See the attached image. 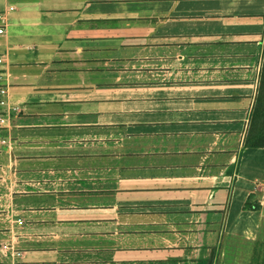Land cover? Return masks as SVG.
<instances>
[{
  "label": "crops",
  "instance_id": "0c3cea01",
  "mask_svg": "<svg viewBox=\"0 0 264 264\" xmlns=\"http://www.w3.org/2000/svg\"><path fill=\"white\" fill-rule=\"evenodd\" d=\"M0 12V264H264V0Z\"/></svg>",
  "mask_w": 264,
  "mask_h": 264
},
{
  "label": "trees",
  "instance_id": "16d2710c",
  "mask_svg": "<svg viewBox=\"0 0 264 264\" xmlns=\"http://www.w3.org/2000/svg\"><path fill=\"white\" fill-rule=\"evenodd\" d=\"M264 73V72H263ZM264 148V76L260 96L253 111L251 127L245 140L244 149ZM250 205L253 203L249 202ZM257 206L260 204L257 202Z\"/></svg>",
  "mask_w": 264,
  "mask_h": 264
},
{
  "label": "built area",
  "instance_id": "2783aa9c",
  "mask_svg": "<svg viewBox=\"0 0 264 264\" xmlns=\"http://www.w3.org/2000/svg\"><path fill=\"white\" fill-rule=\"evenodd\" d=\"M15 8L11 7L10 11H14ZM7 20V13L6 12H0V23L4 22ZM5 32L4 28H0V34H3ZM1 62V60H0ZM8 96V90L5 88H0V106H6L7 101L5 100V98ZM11 112H15L18 113L19 112V108L16 107H11L10 109L7 110V113L3 114L0 116V123L2 125H7L12 118V113ZM6 143V142H4ZM264 192V184L261 183H257L255 184L252 192H251V198H258V203L260 204V206L264 205V196L261 195V193ZM6 250H11L12 251V258L13 260H16L17 258H20L22 256V254L20 252H17L16 250H14V248L12 247H8L5 246L4 247ZM15 264V263H13Z\"/></svg>",
  "mask_w": 264,
  "mask_h": 264
}]
</instances>
